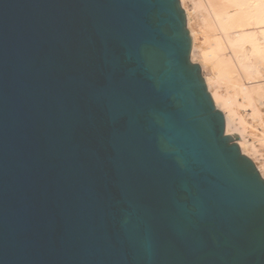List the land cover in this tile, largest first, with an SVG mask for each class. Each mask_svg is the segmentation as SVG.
Listing matches in <instances>:
<instances>
[{
    "label": "water",
    "instance_id": "obj_1",
    "mask_svg": "<svg viewBox=\"0 0 264 264\" xmlns=\"http://www.w3.org/2000/svg\"><path fill=\"white\" fill-rule=\"evenodd\" d=\"M191 50L181 0H0V264H264Z\"/></svg>",
    "mask_w": 264,
    "mask_h": 264
},
{
    "label": "bare ground",
    "instance_id": "obj_2",
    "mask_svg": "<svg viewBox=\"0 0 264 264\" xmlns=\"http://www.w3.org/2000/svg\"><path fill=\"white\" fill-rule=\"evenodd\" d=\"M183 1L184 0H182V5L184 8L185 3ZM212 1L215 2V0ZM230 2L236 8L234 9L235 10L234 12H227L224 9V5L222 6L219 5V3H217L218 5L217 6L216 2L214 3L213 17H214V23L217 28L215 30V33L210 35V38L214 39V41L218 45L219 49L222 50V52L223 51L226 52V48L229 49V51L227 50L226 53L229 52L228 60H230V63L228 62V64L226 63V65L228 66L233 62L235 64V66H233V64L229 65V68H227L226 66L225 69L228 70H226L224 75H226L227 77V75L232 72L231 74H233L234 76V72L240 69V71H243L246 76L245 77L244 74L243 75L241 74L242 76H244L242 78L245 79L247 78L246 80L248 81V84L245 85L251 88L250 90L253 91V92L251 91L252 93L258 95L256 96L259 97V100L262 99L264 100V0H230ZM184 10L186 13V19H188L187 28L188 31L190 32V38L192 40L193 55L191 61L195 63V61L199 60L200 63L203 64V67H205V70L206 69L210 70L209 68L213 67V65L210 67L212 60H209L208 57L209 55H207V53L205 55L204 51L203 53L201 52L202 55H197L198 53L196 54L197 51L200 52V50H203L202 46L205 41V35L202 32V28L194 27V22H193L194 18H192L194 16V13L192 14L191 12H188L185 8ZM229 30H232L233 32ZM226 44L228 45V47ZM247 45L249 47L248 49L246 48ZM233 70L235 71L233 72ZM206 76H207L206 77L207 84L211 83V85L212 84L216 85L215 84L217 82L216 72L214 74L212 71V73L210 72V74L209 75L207 74ZM236 78L239 80L238 77ZM236 78L233 77V79ZM256 96H254L253 94V97ZM257 97L254 98V100L257 99ZM212 99L216 107L220 105L223 108V110H225V112L224 111L223 112L226 117V135L227 136L232 135V133H230L232 129H233L232 130L233 134L240 133L241 140H238L239 142L234 141V143L239 146L244 156L252 160V158L248 157L249 155H247L248 153L246 152V150L248 148L245 149L243 147L244 144H246L247 142L245 141L239 126L237 127V124L240 121V117L232 108L222 105L221 101L225 100V97L222 94L212 93ZM250 101L252 102V100ZM260 104H263L264 106V102ZM257 113H258L257 107L250 109V115L254 117L253 118L254 120L257 119L258 117ZM262 127H264V125ZM261 134H262L261 140L264 142V128H262ZM249 144L247 143L248 147L250 146ZM256 167L259 170L262 177L264 178L263 169L258 166Z\"/></svg>",
    "mask_w": 264,
    "mask_h": 264
},
{
    "label": "rangeland",
    "instance_id": "obj_3",
    "mask_svg": "<svg viewBox=\"0 0 264 264\" xmlns=\"http://www.w3.org/2000/svg\"><path fill=\"white\" fill-rule=\"evenodd\" d=\"M184 4V8L188 11L191 12L192 14L194 13V16L192 18H194L193 22H194V27L197 28H202V32L205 35V41L203 44V50H200V52H196L197 55H202L203 51L206 55H209V60H212L210 67L213 65V67L209 68L210 70H205V67H203V64L200 63L199 60L195 61L194 64H198L201 67L202 70V76L206 82V75L210 74V72L215 74H217V79H216V85L209 83L206 85L208 87V91L212 96V93H220L225 97V100L221 101L222 105L224 106H228L229 108H232L237 115L240 117V121L237 124V127L239 126L240 131L242 132V135L245 139V141L250 145L248 147L247 143L244 144V148L248 149L246 150V152L248 153L247 155H249L248 157L252 158V160L254 161V163H257L258 167H261L264 171V142L261 140V133H262V127L264 125V106L263 104H260L262 102H264V100H259V97H257L258 95L255 93H252L253 91L250 90L251 88L249 86H246L248 84V81L245 78H242L245 76L243 71H240V69H238L237 71L233 70L234 72V76L233 74L229 73L226 77L225 72L228 69L226 68V63L228 64V62L230 63V60H228V55L229 52H227V50L229 51L228 48H226V52L219 49L218 45L216 44V42L214 41L213 38H210L211 34L215 33L216 30V25L214 23V3L216 2L219 3V5H224V9L227 12H234L236 9L232 3L230 2V0H215V2H213L212 0H184L183 1ZM181 5H182V0H181ZM218 6V5H217ZM221 7V6H220ZM183 8V5H182ZM183 8V9H184ZM187 27H188V19H187ZM232 31V30H229ZM233 32V31H232ZM231 33V32H230ZM227 45V44H226ZM224 45V46H226ZM228 47V45H227ZM224 48V47H223ZM246 48L248 49V45L246 46ZM205 49V50H204ZM225 50V49H224ZM206 51V52H205ZM202 52V53H201ZM192 55H193V48H192V53H191V60H192ZM231 55V54H230ZM226 56V57H224ZM224 58V60H223ZM234 60V59H232ZM224 61V63H223ZM233 64V66H235L234 62L231 63ZM229 64V65H231ZM229 65L227 66V68H229ZM204 68V69H203ZM213 68V69H212ZM240 72V73H239ZM236 73V74H235ZM240 74V75H239ZM244 74V76L242 75ZM232 75V77H231ZM225 76V77H224ZM238 77L239 80L233 79ZM246 77V76H245ZM241 78V79H240ZM246 80V81H245ZM246 82V83H245ZM218 83V84H217ZM246 84V85H245ZM249 88V89H248ZM210 89V90H209ZM249 90V91H248ZM252 91V92H251ZM251 93V94H248ZM254 96L257 97V99L254 100L253 97ZM253 99H252V97ZM252 100V102L248 99ZM257 100V102H256ZM251 102V103H250ZM254 102V103H253ZM260 102V103H258ZM255 105H253V104ZM252 104V105H251ZM262 106V107H260ZM220 105L217 106V108L220 111H224L223 108ZM258 109V113H257V119H253L254 117H252L250 115V109L251 108H256ZM223 112V113H224ZM262 124H261V123ZM233 130V129H232ZM231 130L230 133L233 134V131ZM240 134V133H239ZM250 135V136H249ZM239 142V141H238Z\"/></svg>",
    "mask_w": 264,
    "mask_h": 264
},
{
    "label": "built area",
    "instance_id": "obj_4",
    "mask_svg": "<svg viewBox=\"0 0 264 264\" xmlns=\"http://www.w3.org/2000/svg\"><path fill=\"white\" fill-rule=\"evenodd\" d=\"M256 165H258L257 163H255Z\"/></svg>",
    "mask_w": 264,
    "mask_h": 264
}]
</instances>
